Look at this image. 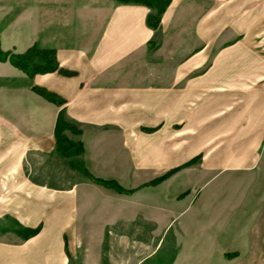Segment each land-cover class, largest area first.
Wrapping results in <instances>:
<instances>
[{"label": "crops", "instance_id": "1", "mask_svg": "<svg viewBox=\"0 0 264 264\" xmlns=\"http://www.w3.org/2000/svg\"><path fill=\"white\" fill-rule=\"evenodd\" d=\"M151 11L116 0H0L3 51L36 47L57 62L30 76L0 61V221L17 232L0 240V264H70L82 222L92 228L97 212L100 228L119 221L125 200L115 191L27 175L29 154L60 155V114L112 134L105 164L115 179L124 163L134 187L182 166V227L201 220L204 231L202 240L181 234L180 261L264 260V0H169L156 29Z\"/></svg>", "mask_w": 264, "mask_h": 264}, {"label": "rangeland", "instance_id": "2", "mask_svg": "<svg viewBox=\"0 0 264 264\" xmlns=\"http://www.w3.org/2000/svg\"><path fill=\"white\" fill-rule=\"evenodd\" d=\"M69 124L74 126V130L80 132H69V135L73 137L72 141H86L83 153L78 158H74L76 169L73 170L69 165L70 160L60 155L47 156L33 152L29 154L25 164L26 173L32 181L62 189L76 186L89 189L92 192L98 190V187L82 173V170L86 169L96 177L115 180L125 189L138 188V186L134 187L138 182H132L131 169L127 163H124L123 172L117 174L119 179L112 177L115 174L110 170V166L105 164L107 158L105 155L114 150L112 146L115 139L112 134L88 129L81 131L79 127ZM181 170L182 168L168 177L166 176L171 170L163 173L156 180L166 178L158 185L140 184L141 188L133 193L139 191V194L134 198L127 199L133 194L121 195L125 201L119 204L122 206H119L122 212L119 213L118 222H112L109 217L107 227L100 228L98 212L92 216V228H83L82 222L75 238V244H73L74 258L70 264H209V260L198 258H192V263L191 261H180L181 234L183 233L185 238L192 236V233L195 236L197 233L202 240L201 233L204 231L201 220L198 222L199 224L192 223L191 227L190 225L186 227L185 223L182 227L179 216L181 180L178 175ZM175 175L177 176L173 180L172 187L166 185L170 182L168 180ZM153 186H157V188L154 189ZM196 187L199 189L201 185L194 188L196 189ZM99 200L97 199V201ZM133 200H136L138 204H133L131 202ZM15 228L16 225L11 219L0 221V240L10 239L5 233L8 231L13 233ZM16 233L14 232V234ZM4 235L7 237L5 238ZM11 238L14 241V237ZM220 263L264 264V260L220 261Z\"/></svg>", "mask_w": 264, "mask_h": 264}, {"label": "trees", "instance_id": "3", "mask_svg": "<svg viewBox=\"0 0 264 264\" xmlns=\"http://www.w3.org/2000/svg\"><path fill=\"white\" fill-rule=\"evenodd\" d=\"M118 4L121 5H143L151 9V14H149L147 19V24L149 28L156 29L158 28L161 16L164 13L166 7L169 4V0H116ZM0 61L7 62L9 61L14 67L17 69L27 73L30 76H34L36 74L50 73L56 71L57 62L55 59V53L53 51H41L36 47L31 48L24 54H12L9 52H4L1 45V36H0ZM36 92H39L45 98L55 101L56 97L46 91L36 89ZM59 105H61V101H58ZM74 126L65 122L64 115L60 114L57 128H56V139H57V151L64 158L71 159L74 157H79L83 151V144L75 143L68 138L65 134L66 131H74L75 133H80L79 131L74 130ZM71 166H76L74 162ZM185 167V166H183ZM181 167L174 168L167 174L166 177L176 173L179 171ZM83 174L86 178H88L93 184L101 185L107 189L115 190L120 195H131L141 187L136 189H125L122 185H120L115 180H107L96 177L92 175L88 170L83 169ZM166 177H163L159 180L151 182L152 185L160 184ZM40 229H24L21 232V236L23 240L30 239L39 233Z\"/></svg>", "mask_w": 264, "mask_h": 264}]
</instances>
